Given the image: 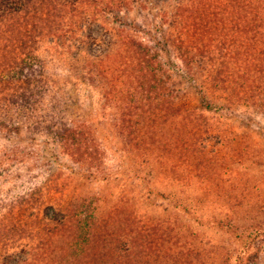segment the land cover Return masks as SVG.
Instances as JSON below:
<instances>
[{
    "label": "trees",
    "instance_id": "1",
    "mask_svg": "<svg viewBox=\"0 0 264 264\" xmlns=\"http://www.w3.org/2000/svg\"><path fill=\"white\" fill-rule=\"evenodd\" d=\"M133 11L146 20H129ZM49 60L70 68L116 108L144 164L166 154L161 165L170 181L186 188L200 172L227 176L231 165L260 166L256 144L208 114L240 105L264 113V0H0V134L26 129L51 138L93 174L102 154L90 127L45 105ZM15 150L0 145V176L11 175L2 172L12 166L28 167ZM10 182L16 186V179ZM28 182L19 195L0 199V264L205 261L198 235L176 219L144 222L131 241L118 223L119 233L108 230L107 218L80 195L67 202L57 196L58 185ZM185 201L177 202L189 212L194 204ZM26 237L36 241L20 248ZM108 241L114 248L105 250Z\"/></svg>",
    "mask_w": 264,
    "mask_h": 264
},
{
    "label": "rangeland",
    "instance_id": "2",
    "mask_svg": "<svg viewBox=\"0 0 264 264\" xmlns=\"http://www.w3.org/2000/svg\"><path fill=\"white\" fill-rule=\"evenodd\" d=\"M141 17L133 11L128 19L146 20ZM49 61L50 92L45 105L52 103L49 111L55 110L67 121L75 119L90 127L102 154L100 168L91 171L92 174L86 167L72 163L61 146L44 135H34L26 129L7 138L0 134V140L5 139L0 145L6 146L7 153L16 148L15 153L28 164V167L12 166L2 172L9 171L11 175L0 176V199L5 201L6 196L19 195L25 190L22 186L26 180L28 184L34 181L41 186L42 183L58 185L57 196L69 202L80 195L90 202L99 216L107 218L108 230L119 233L118 223L132 235L131 241L139 232L138 226L144 222L149 225L176 219L179 227L198 235L197 241L202 242V249L206 250L205 261L198 259L197 264H264V113L256 107L240 105L228 112L208 114L225 129H232L255 143L257 147L253 150L260 155V166L249 161L231 165L234 173L227 176L215 175L214 170L209 175L200 172L191 186L184 188L178 179L170 181L166 168L161 165L166 163V154L158 152V159L151 155L150 166L144 164L142 154L123 134L116 108L106 104L97 91L80 82L70 68ZM175 78L177 82L187 84L182 76ZM189 93L197 104L199 96L192 85ZM3 164L0 159V166ZM12 179H16V186L10 182ZM18 181L22 182L21 186ZM182 199H187L186 205L194 204L191 211L179 207L177 201ZM115 207L118 208L116 212L112 211ZM129 212L135 214L127 222ZM35 241L34 237H26L18 246L21 248ZM111 243L108 241L105 250L114 248Z\"/></svg>",
    "mask_w": 264,
    "mask_h": 264
}]
</instances>
